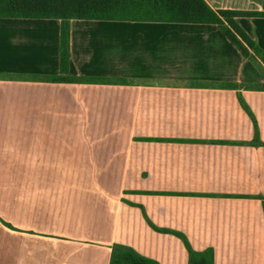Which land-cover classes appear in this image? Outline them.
<instances>
[{"label": "crops", "instance_id": "0c3cea01", "mask_svg": "<svg viewBox=\"0 0 264 264\" xmlns=\"http://www.w3.org/2000/svg\"><path fill=\"white\" fill-rule=\"evenodd\" d=\"M205 1L256 13L236 21L264 55V0ZM59 34L58 18L0 17V181L64 196L48 231L22 230L20 208L0 213L3 232L46 243L29 264H109L114 244L187 264L171 231L213 264H264L261 56L213 23L74 18L75 79L53 81ZM9 238L0 264H26Z\"/></svg>", "mask_w": 264, "mask_h": 264}, {"label": "trees", "instance_id": "16d2710c", "mask_svg": "<svg viewBox=\"0 0 264 264\" xmlns=\"http://www.w3.org/2000/svg\"><path fill=\"white\" fill-rule=\"evenodd\" d=\"M233 9H214L205 0H0V17L58 18L59 75L53 81H69V20L70 19H126L144 21H168L216 24L229 41L237 47L243 57L256 66L257 56L264 55L253 40L238 24L236 17L253 15ZM263 77L264 68L261 67ZM257 86V85H256ZM264 87V83L261 84ZM166 231V229H161ZM183 241L188 253L187 264H213L212 249L194 250L187 238L171 231ZM109 264H159L140 255L132 248L114 244Z\"/></svg>", "mask_w": 264, "mask_h": 264}, {"label": "rangeland", "instance_id": "374dc122", "mask_svg": "<svg viewBox=\"0 0 264 264\" xmlns=\"http://www.w3.org/2000/svg\"><path fill=\"white\" fill-rule=\"evenodd\" d=\"M263 62V61H262ZM264 64V63H262ZM51 181H38V194H29V189L25 188L23 181H0V213H10L11 217H7L11 221L13 220L14 210L21 209L18 212L21 223L22 230H31L33 232L40 233V230L48 231L49 229L60 225V219L54 218V213L61 211L64 196L59 189L55 192L56 188L54 186L53 190L45 192V187ZM76 182V181H75ZM88 182V181H87ZM60 181H54V184H58ZM8 184V185H5ZM66 198V197H65ZM9 211V212H8ZM60 217V215H57ZM3 226L0 223V240L5 234L7 239L6 250L7 257L8 253L12 251L14 244L10 240V236H21V252L23 263L29 264L30 259H41L40 254L45 252L46 243L42 240H36L31 238V234L28 233H16L8 231L7 229L3 232ZM19 245H16L18 247ZM31 253V254H30Z\"/></svg>", "mask_w": 264, "mask_h": 264}]
</instances>
